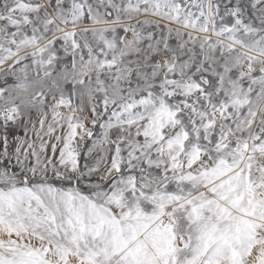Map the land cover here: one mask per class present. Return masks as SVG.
Returning a JSON list of instances; mask_svg holds the SVG:
<instances>
[{"label": "snow or ice", "instance_id": "snow-or-ice-1", "mask_svg": "<svg viewBox=\"0 0 264 264\" xmlns=\"http://www.w3.org/2000/svg\"><path fill=\"white\" fill-rule=\"evenodd\" d=\"M0 83V264H264V0H0Z\"/></svg>", "mask_w": 264, "mask_h": 264}, {"label": "rangeland", "instance_id": "rangeland-1", "mask_svg": "<svg viewBox=\"0 0 264 264\" xmlns=\"http://www.w3.org/2000/svg\"><path fill=\"white\" fill-rule=\"evenodd\" d=\"M70 59V58H69ZM35 74L34 73H31L30 74V78H31V76H34ZM7 80H8V83L9 84H12L14 81H13V77H11V76H8L7 77ZM0 86H4L2 83H0ZM68 88H70L71 86L70 85H68L67 86ZM78 102V101H77ZM51 117H49V119H50ZM89 127H90V125H89ZM20 134L22 135L23 134V132H22V130L20 131ZM45 139H48L47 137H45Z\"/></svg>", "mask_w": 264, "mask_h": 264}]
</instances>
